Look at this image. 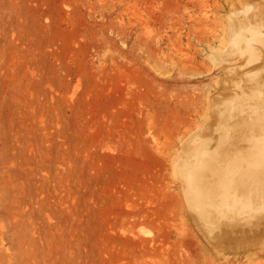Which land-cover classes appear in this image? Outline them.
<instances>
[{
	"label": "rangeland",
	"instance_id": "rangeland-1",
	"mask_svg": "<svg viewBox=\"0 0 264 264\" xmlns=\"http://www.w3.org/2000/svg\"><path fill=\"white\" fill-rule=\"evenodd\" d=\"M262 3L0 0V264H264V223L202 224L184 174L264 77L212 37Z\"/></svg>",
	"mask_w": 264,
	"mask_h": 264
},
{
	"label": "bare ground",
	"instance_id": "bare-ground-1",
	"mask_svg": "<svg viewBox=\"0 0 264 264\" xmlns=\"http://www.w3.org/2000/svg\"><path fill=\"white\" fill-rule=\"evenodd\" d=\"M262 2L263 3L261 5H257L256 7L253 8L252 11L250 10L251 11L250 14H252L251 17H253L252 19H255L259 22H256L254 25L246 27V31H238V33L237 32L232 33V37H230V43L227 44L228 39L226 40V37L224 34L222 36L217 35V34L212 36L216 39H219V41H220L219 43L222 44L224 49L227 46V47H229L228 51H232V50L236 51L237 54H239V56L245 57V58H242L241 60L247 59L248 62H250L251 60L257 59L258 57H262L263 60L261 59V61L264 62V30H263V32L261 31L264 27V0H262ZM183 4H186V3H183ZM234 6H235V4H234ZM237 8H239V7H237ZM229 11H230V9H229ZM238 11H240V10H238ZM240 12H242L241 15L246 14V13H243V11H240ZM229 13H230V16L227 17V19L228 18L231 19L230 18L231 12H229ZM237 13L239 15V12H237ZM208 14H210V12ZM235 17L237 18V14ZM209 18H211V17H209ZM221 18H222V20L224 19V17H221ZM245 18H246V16H245ZM206 19H207V17H206ZM239 20H241V19H239ZM237 22H238V20H237ZM241 22H243V21H241ZM197 23H198V21H197ZM212 24H213V22H212ZM215 24H217V22ZM177 26H179V25H177ZM176 27H175V29H176ZM207 27H206V29H207ZM190 29H191V27H190ZM225 29H226V27H225ZM221 30H223V27ZM173 32H174V30H173ZM198 32H199V30H198ZM220 32L218 31V33H220ZM190 33H188L189 36H190ZM189 39L190 38L188 37V41H189ZM202 39L200 38V40H202ZM179 43H182V42L179 41ZM210 43H212V42H210ZM219 43H218V45L220 46ZM205 46L206 45L204 44L203 47H205ZM191 47H192V45H191ZM213 48H215V47L213 46ZM213 48L210 49V51L211 50L213 51L212 56H214L215 54L218 55L220 52L218 53L216 50L215 51L217 53L214 52ZM187 50L191 51L192 49L191 50L187 49ZM204 50L206 51V48ZM197 51H199V50H197ZM200 52H201V49H200ZM225 52L220 53L221 59H222L223 55H226ZM199 54H201V53H199ZM239 56L237 55L236 58L239 59ZM209 58H211V56ZM215 58H214V60H215ZM171 59H173V57ZM221 59L219 61H221ZM223 59H225V57ZM188 60H189V58H188ZM195 60H197V59H195ZM204 60H206V59H204ZM214 60L212 62H214ZM241 60H239V61H241ZM207 61H209V59ZM216 61H217V64L219 65V63H218L219 61L218 60H216ZM216 61L214 62V65H216ZM236 62L238 63V61H236ZM243 62H245V61H243ZM175 63H177V61ZM233 63L234 62H230L228 64L232 65ZM242 63H241V67H243ZM212 65H213V63H212ZM218 65L216 67L214 66V68L217 69ZM237 67H239V65ZM241 67H239V68H241ZM245 67H246V65H245ZM259 67L261 68L260 70H262V69L264 70V64L263 63ZM227 73H228V71H227ZM261 76H260V74L258 75V73H256L252 78L250 77V79L252 80L253 83H252V87L249 89L250 91L245 94V100L241 101L242 96L238 95V96H235L234 98L228 99V101L223 103V107L218 108L217 111L219 113V117H217V118H219L218 119L219 123L217 125V132H220V134H219V138L217 140L216 146L214 148L207 149L206 150L207 153L200 160V158H198L196 155L199 152V147L201 145V142H200V140L197 141L196 142V148L197 149H196V152L194 154L193 159L190 160L189 162L184 163V165H186L185 173H184L185 174V181L187 182V184L190 188L188 191V195H187L188 201L190 202L191 207H193L197 210V214H198L199 218L202 220V221H200L202 224L205 222V223H209V225L210 224L215 225L218 222H220L219 224H222V221L224 222L223 224H226V222H227V224H229L231 222V224L236 223V225H238L236 228L239 227V229H240L239 225H241L242 221H244V220H245L244 222L248 221L247 223L249 225L250 224L253 225V228L259 222L264 223V77L261 78ZM239 83H240V81H239ZM228 84H230V83H228ZM214 90H215V88H214ZM209 95L210 94H208V96ZM217 95H218V93H217ZM204 97H205V95L203 96V98ZM228 97H229V95H228ZM205 106H206V104H205ZM215 113H216V111H215ZM215 121H214V123H215ZM211 123H212V121H211ZM190 130H191V128H190ZM195 134H192V135H195ZM193 150L195 151L194 148H193ZM177 170L178 169H175V171H177ZM178 175H179V173H178ZM240 219H241V221H240ZM243 225H241V228L243 227ZM251 225L248 226L247 228H249V227L251 228L252 227ZM230 227L231 226L229 225V228L227 227L226 231L228 229L230 231L231 230ZM222 228H224V227L222 226ZM243 228L245 230L247 229L245 226ZM218 229H219V231L221 230L220 225H219ZM217 230L215 232H217ZM212 231L214 233V230H212ZM226 231H224V232H226ZM247 240H248V238H247ZM252 240H253V238H252ZM260 241H263V240H261V238H260ZM245 242H246V240H245ZM248 243H247V245H248ZM245 245H246V243H245Z\"/></svg>",
	"mask_w": 264,
	"mask_h": 264
}]
</instances>
